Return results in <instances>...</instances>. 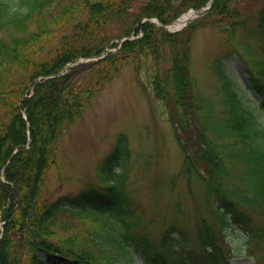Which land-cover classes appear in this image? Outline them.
Masks as SVG:
<instances>
[{
  "label": "trees",
  "instance_id": "16d2710c",
  "mask_svg": "<svg viewBox=\"0 0 264 264\" xmlns=\"http://www.w3.org/2000/svg\"><path fill=\"white\" fill-rule=\"evenodd\" d=\"M243 1L214 0L203 16L171 33L143 19L169 24L208 0H0V264H117L136 253L148 264H232L231 249L221 246L226 234L218 235L228 228L239 229L246 254L264 264V5L255 23L242 14ZM207 24L220 26L226 38L212 65L221 81L217 112L196 91L190 66L194 32ZM230 56L243 62L247 82L223 69ZM86 57L97 59L65 67ZM130 62L138 76L147 75L140 85L166 106L184 155L181 170L201 178L207 205L201 196L191 199L200 205L199 252L186 249L190 231L180 202L170 228L148 233L127 184L123 133L99 162L98 184L53 201L40 196L67 125ZM242 87L250 98L257 94L256 105L245 102ZM172 243L187 258L170 252Z\"/></svg>",
  "mask_w": 264,
  "mask_h": 264
},
{
  "label": "rangeland",
  "instance_id": "374dc122",
  "mask_svg": "<svg viewBox=\"0 0 264 264\" xmlns=\"http://www.w3.org/2000/svg\"><path fill=\"white\" fill-rule=\"evenodd\" d=\"M142 1L137 0V3L140 4ZM241 5L242 14L246 16L250 14L256 23V13L264 5V0H244ZM2 35L3 32L0 33V36ZM241 35L242 32L239 33V36ZM223 39L226 38L220 26L207 24L197 28L191 44L190 66L191 73L198 83L196 91L213 104L216 112L221 108L218 104L221 96L217 91L221 81L213 72L212 65L219 52L223 50ZM220 57L223 56L220 54ZM223 69L231 78L238 74L236 82L247 81L243 64L235 57L224 59ZM142 80L147 82L145 72L138 76L133 62L125 64L119 73L109 80L105 88L92 98L82 116L75 123L67 125L57 143L55 153L57 162L48 169L40 196L47 201H53L61 195L77 194L89 185L98 184L99 162L114 146L116 136L123 133L130 152L126 162L129 168L127 184L132 197L144 210L148 233L156 235L162 227L170 228V223L177 216L176 203L180 202L187 214L188 221L184 224L190 231L186 249L199 252V240L194 223L195 208H199L200 205L196 206L191 199L194 196L198 198L201 196L206 203L201 182L198 181L201 178L195 171L188 175V171L181 170L184 155L178 140L175 139L166 106L153 95L150 87L144 89L140 85ZM244 88L242 87L240 92L245 102L256 105ZM261 113L263 121L264 109ZM189 176L191 179L188 180ZM213 199V197L210 199L211 204ZM252 218L254 222L258 219L254 214ZM77 223L80 226L79 222ZM212 223L217 230L219 224L215 220ZM178 225L184 226L181 219ZM224 234L229 242H222L221 246L231 249L234 256L232 264H253V256L246 254L244 235L240 230L231 233L228 228L218 235ZM170 248L169 251L172 253H182L184 250L178 247L177 243H172ZM259 254L260 251L257 249L255 255ZM180 255L187 258L186 253ZM141 259L139 253H136L131 261L120 259L117 264H148ZM188 260L186 263L190 262ZM149 264L154 263L151 261Z\"/></svg>",
  "mask_w": 264,
  "mask_h": 264
},
{
  "label": "water",
  "instance_id": "95a60500",
  "mask_svg": "<svg viewBox=\"0 0 264 264\" xmlns=\"http://www.w3.org/2000/svg\"><path fill=\"white\" fill-rule=\"evenodd\" d=\"M213 2V0H211L210 1V4ZM206 8H204V10H205ZM204 10H202V11H200L199 13H202Z\"/></svg>",
  "mask_w": 264,
  "mask_h": 264
}]
</instances>
